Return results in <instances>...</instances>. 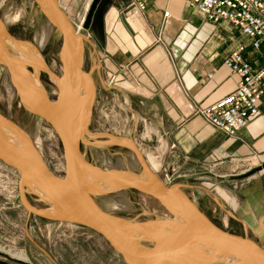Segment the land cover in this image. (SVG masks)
I'll list each match as a JSON object with an SVG mask.
<instances>
[{
  "label": "crops",
  "instance_id": "1",
  "mask_svg": "<svg viewBox=\"0 0 264 264\" xmlns=\"http://www.w3.org/2000/svg\"><path fill=\"white\" fill-rule=\"evenodd\" d=\"M131 2L124 0L121 4L131 6ZM35 6L36 15L42 16ZM64 11L68 15L76 12L72 5H66ZM164 12L170 17L158 42ZM118 15L112 8L98 25L101 44L91 33L85 36L84 55L88 54L102 90L101 113L108 110L116 118L130 116L132 132L141 120L143 132L150 134V146L149 142L144 146L153 149L151 157L161 167L171 166L183 174L180 177L184 180L202 179L211 193L216 191V184L227 187V194L221 191L218 197L222 200L220 193H224L230 198L222 200L230 212L228 221L264 248V170L243 180H226L247 172L238 171L249 163L264 164V95L258 103V115L232 138L208 126L199 116L201 109L234 92L239 83V77L223 66L224 58L243 47L253 69L264 60L230 22H207L188 0H150L144 12L134 11L126 18L129 29ZM14 193L1 180L0 231L5 223L12 234L20 235L18 221L8 217L20 214L18 187L17 203ZM24 211L23 232L31 240V215Z\"/></svg>",
  "mask_w": 264,
  "mask_h": 264
},
{
  "label": "water",
  "instance_id": "2",
  "mask_svg": "<svg viewBox=\"0 0 264 264\" xmlns=\"http://www.w3.org/2000/svg\"><path fill=\"white\" fill-rule=\"evenodd\" d=\"M33 1L61 40L62 74L56 80V99H48L31 57L25 59L10 54V47L3 39L21 44L10 36L1 22L0 67L5 70L20 106L48 124L58 137L65 169L63 176L55 175L29 141L16 137L13 132L6 134L0 126V163L18 175V193L23 208L35 218L71 224L95 233L124 264H264V248L246 234L238 235L215 225L181 186H167L158 180L132 144L121 141L141 163L144 171L141 175L103 169L86 160L80 145L87 144V126L97 95L92 74L83 69L86 40L57 0ZM123 1L91 0L82 19V29L101 44L98 25L112 8L119 13L122 25L129 29L126 18L137 10L132 5L124 7ZM72 81L86 89L78 107L70 101L68 90ZM262 170L264 164L226 180H243ZM28 189L37 202L44 203L47 208L32 207L26 199L30 194ZM116 191H133L150 197L168 216L141 222L103 213L95 201ZM0 264L31 263L0 252Z\"/></svg>",
  "mask_w": 264,
  "mask_h": 264
},
{
  "label": "rangeland",
  "instance_id": "3",
  "mask_svg": "<svg viewBox=\"0 0 264 264\" xmlns=\"http://www.w3.org/2000/svg\"><path fill=\"white\" fill-rule=\"evenodd\" d=\"M57 1L63 10L66 5H72L73 9L76 10L77 13H71L70 15L64 11L75 26L84 18L86 14L85 5L88 0ZM34 6L32 0H0V22L2 26L10 36L20 44H25L30 51V47L32 46L34 48L35 46V44L31 42L34 34L43 31L48 25L43 16L39 14L36 15ZM35 19H37V23ZM80 34L84 37L88 34V31L82 29V25ZM3 40L5 43L8 41L6 44L10 47L9 52L11 55H19L25 59L30 57L29 55L21 56L14 48V43L6 39ZM50 44L52 50L48 54L46 63L42 61L43 58L41 56L39 57L36 55L38 59H35L31 54L33 66L37 71H39V69H53L59 74V50L61 40L56 33ZM29 45L31 46L29 47ZM46 64H49L50 68L46 67ZM83 65L84 70L92 74L97 85V92H100L98 94L99 96L96 98L92 116L87 126V131L89 132V134L85 136L87 144L80 145V151L86 160L102 168L108 165L106 159L110 157L109 155H112L114 159L124 158L126 160H131L134 154L124 145L125 143L121 145L114 142L116 140H127L126 142H129L136 148L148 170L153 173L158 180L167 186H181L184 193L198 209H200L204 215L206 214L212 221L217 223L219 227L235 234L243 235L244 233L241 228L232 226L230 221H228V213L230 212L227 205L222 201L224 200L226 202L230 199L224 194H227L226 191H229L228 188L216 184V191L211 193L209 192L211 188L209 189L205 186L204 184L206 182L202 179L184 180L180 177V175L183 174L173 171L171 166L162 165L161 167L159 162L153 161V149L150 150L148 147L144 146L149 142L150 134L147 133V131L145 133L143 132V123L141 120H137L134 131L132 132L130 131V127H132L130 126L132 123V118H130V116L127 118L125 116L116 118L111 116L108 110H106L105 114L103 112L101 113L100 98L102 96V90L100 89L98 80L94 77L87 53L84 55ZM3 70L4 69L0 67V117H2L0 122L3 123H1L2 125L0 124L1 129L6 134L13 132L15 135H20L29 141L32 147L42 154L41 157L49 170L55 175L63 176L65 165L62 147L58 137L48 124L41 122L40 119L29 114L20 106L8 76L5 70ZM51 78L54 81L56 80L53 75H51ZM133 120L134 124L136 118H133ZM142 133L145 134V137H142L144 141L141 140ZM148 145L150 146V142ZM112 162L114 163L115 161L113 160ZM114 165L117 167L120 166L118 162H115ZM261 165L263 164L260 162H252L249 163V165H245L246 167L238 172H242L245 169H253ZM136 169L144 173L143 168L136 167ZM1 180L3 183L9 184L14 190V200L15 203H17L18 175L14 170L4 166L2 163H0V183ZM221 191L224 192L220 193L222 200L218 197ZM28 192L30 194L27 195L26 199L32 207L40 206L41 209L47 208V205L44 203L37 202L38 199L31 194L30 189H28ZM129 196L132 198L131 202H125L124 200L126 199L121 198L125 204L122 202L118 203L117 197L111 194L98 197L95 203L103 213L113 216L118 215V212L124 209L131 208L124 217L134 219L135 221L142 222L168 216L167 212L156 200L138 193H132V191L129 192ZM8 217L18 221L21 227L20 235L16 234L17 232L12 234V231L6 228L7 225L4 223L5 229L0 231V247L12 253L26 256L28 259L27 262L31 264H124L122 259L117 256L98 235L87 229L79 226L76 227L71 224L48 222L31 215L29 221L31 240H28L23 232L26 217L23 206L21 205L20 214L17 215L15 213L14 216L12 214L11 216L8 215ZM0 223H3V221H0ZM249 238L252 240L251 237ZM219 264L225 263L222 262Z\"/></svg>",
  "mask_w": 264,
  "mask_h": 264
},
{
  "label": "built area",
  "instance_id": "4",
  "mask_svg": "<svg viewBox=\"0 0 264 264\" xmlns=\"http://www.w3.org/2000/svg\"><path fill=\"white\" fill-rule=\"evenodd\" d=\"M149 2L132 0L131 5L138 12H144ZM188 3L211 24L230 22L250 40L253 52L264 60V0H188ZM169 17L168 12L163 13L158 42ZM243 53L244 48L239 47L223 60V66L239 77L234 92L199 111L208 126L228 138L234 137L258 115V103L264 95V62L253 69Z\"/></svg>",
  "mask_w": 264,
  "mask_h": 264
},
{
  "label": "bare ground",
  "instance_id": "5",
  "mask_svg": "<svg viewBox=\"0 0 264 264\" xmlns=\"http://www.w3.org/2000/svg\"><path fill=\"white\" fill-rule=\"evenodd\" d=\"M90 2H91V0H90ZM88 5H87V7H89ZM24 12H25V10H24ZM81 25H82V22H81L79 27H76L77 30H81ZM54 34H55V31H54L53 27L48 24L47 27L45 29H43V31L37 32L32 37L31 42L33 44H35V46L33 48L31 45H29V47L31 46L30 47L31 51H30V49H28L26 47L25 44H23V45L22 44L21 45L15 44L14 48L18 51V54H20L21 56L29 55L31 57V54H32L33 58L38 59L36 55H38L40 57V51L44 50L48 46V44L52 41ZM35 71H36L37 74H39V72L37 70H35ZM72 82L73 83H70L69 90H68L69 96H70V101L72 102L73 106L78 107L80 105L81 101H82L83 96H84V94H83L84 90H86V89L80 83H78L76 81H72ZM16 137H18L20 139H24L20 135H16ZM115 143H117V142H115ZM119 144L123 145V142H121V140H120ZM36 151H37V153L39 155H42V154H40V152L38 150H36ZM109 156L110 157L106 159L108 165L106 167H103V169H108V170L109 169H117V170L128 171V172H131V173H134V174H137V175H141L142 174L140 171H137V169H136V167H140L142 169V165H141V163L139 162L138 158L135 155H133V159L131 158V160H126L124 158L123 159H114L112 155H109ZM113 160L115 162H118L120 166L117 167L116 165H114L115 162L113 163L112 162ZM129 192L130 191H116V192L111 193V195H115L117 197V202L118 203L122 202L123 204H125L121 198H125L126 199V200H124L125 202L126 201H128V202L130 201L131 202L132 198L129 196ZM127 207H128V205H127ZM130 209L131 208H127V209H124L123 211L118 212V215H115V217L126 219L127 217H124V215L128 211H130ZM0 252H4V253L8 254L9 256H11L12 258H15V259H18V260H21V261H24V262L28 261L26 256L21 255V254H17V253H12L11 251L5 250V249H3L1 247H0Z\"/></svg>",
  "mask_w": 264,
  "mask_h": 264
},
{
  "label": "flooded vegetation",
  "instance_id": "6",
  "mask_svg": "<svg viewBox=\"0 0 264 264\" xmlns=\"http://www.w3.org/2000/svg\"><path fill=\"white\" fill-rule=\"evenodd\" d=\"M33 3H34V1H33ZM34 5H36V4L34 3ZM79 33H80V30H79ZM51 50H52V46H49L48 45L44 50H41L40 51V56L43 58V62L44 63L47 62L46 59H48V54H49V52H51ZM59 66H60L59 67V69H60L59 70L60 71L59 74L55 70H53V69H51V70H49V69L48 70L39 69V71H38L39 72V74H38L39 80L41 81L44 89L46 90L48 99L50 101H54L56 99L57 95H58V86H57L56 80L62 74V65H61V63H60ZM46 67L50 68L49 64ZM83 69H84V65H83ZM51 75H53L56 78L55 81L51 78ZM36 118H38V117H36ZM38 119H40V118H38ZM41 122H44V121L41 120Z\"/></svg>",
  "mask_w": 264,
  "mask_h": 264
},
{
  "label": "trees",
  "instance_id": "7",
  "mask_svg": "<svg viewBox=\"0 0 264 264\" xmlns=\"http://www.w3.org/2000/svg\"><path fill=\"white\" fill-rule=\"evenodd\" d=\"M132 193H133V191H132ZM134 193H136V192H134ZM137 194V193H136ZM206 215V214H205ZM207 216V215H206ZM208 217V216H207ZM209 218V217H208ZM210 219V218H209ZM211 220V219H210ZM212 221V220H211ZM215 225H217L218 227H219V225L217 224V223H215L214 221H212Z\"/></svg>",
  "mask_w": 264,
  "mask_h": 264
}]
</instances>
